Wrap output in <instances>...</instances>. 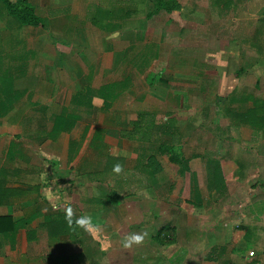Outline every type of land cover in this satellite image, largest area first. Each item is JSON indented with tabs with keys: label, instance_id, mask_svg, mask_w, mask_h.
<instances>
[{
	"label": "crops",
	"instance_id": "0c3cea01",
	"mask_svg": "<svg viewBox=\"0 0 264 264\" xmlns=\"http://www.w3.org/2000/svg\"><path fill=\"white\" fill-rule=\"evenodd\" d=\"M17 1L0 0V264H264V178L226 152L192 153L188 170L171 162L170 141L186 155L185 129L217 120V98L195 43L169 57L168 20L147 33L173 10L195 29L188 12L249 20L264 1L217 11L215 0H175L151 15L147 0L140 11L131 0H26L42 26L19 21Z\"/></svg>",
	"mask_w": 264,
	"mask_h": 264
},
{
	"label": "rangeland",
	"instance_id": "374dc122",
	"mask_svg": "<svg viewBox=\"0 0 264 264\" xmlns=\"http://www.w3.org/2000/svg\"><path fill=\"white\" fill-rule=\"evenodd\" d=\"M158 1L147 0L149 3L148 10H152L151 13L156 10ZM205 2L207 4V0ZM131 4L135 5L140 11L144 6V0H131ZM213 5L216 6L217 11L220 8H226L229 11L230 8L228 0H215ZM260 6L261 4L259 6L250 5L249 20H245L244 15L238 13H229L228 17L223 18V16H220L221 14L203 12V10L195 12V14L188 12L185 14L184 19L191 22L193 26L197 24L195 29H192L194 27L187 28V24L183 19H179L177 11L173 10L168 15L161 14V16L163 15L162 17L160 15L153 17L154 22L151 21V29H148L147 33H152L153 31L155 33L157 31L154 29L157 24L154 23H161L166 26L164 23L168 20L167 31L164 28L162 34L166 36V32H168L169 46L167 52L169 57L174 52H179L181 55L193 53L190 49H192V44L195 43V57H200V68L202 75L205 77V79L202 78L204 80L202 83L205 84L204 87L206 88H208L207 85L213 86L211 98L228 99L231 94H238L240 91H247V93L264 98V27H260L261 22L259 23L257 20L259 16L260 19L262 18L264 12L260 11L258 14ZM139 15V12H137V16ZM236 16L239 19L241 18L237 22L235 21ZM182 33L183 42L179 44L181 46L177 47L175 42L180 37L179 34ZM185 36H187L186 39H184ZM13 54H9L10 59L14 57ZM212 91L214 92L212 93ZM225 105H223V109ZM213 111L216 112L217 120H201L198 122L199 124L201 123L200 130L195 133L191 129H185L186 134L190 135L184 142L185 156L189 157L192 153H200L202 160H208L211 154L220 157L226 152V155L236 159L239 165H242V160H246L248 157V161L254 166L251 171L252 176L254 175L253 177L255 178L260 173V177L264 178V131H259L260 129L257 128V134H255L250 128L228 127L229 120L220 117L221 114L218 108L211 110L212 115L213 113L215 114ZM211 118L215 117L211 116ZM254 123L258 127L260 121L257 120ZM199 162L195 164L197 169H200ZM214 164L217 165V162H214ZM216 165H214V170L218 168ZM199 174L202 176L200 171ZM205 180L202 177V181ZM214 180H217V178L215 177ZM238 192L240 191H237L233 197L237 203L241 199ZM218 196V198L222 197V195ZM224 204V202L223 204H218L216 209L219 217L221 216L220 214L226 211ZM187 223L189 229L194 224L196 226L197 223L201 224L202 228L205 227V229L208 226L211 227V221L208 219L200 222L188 220Z\"/></svg>",
	"mask_w": 264,
	"mask_h": 264
},
{
	"label": "trees",
	"instance_id": "16d2710c",
	"mask_svg": "<svg viewBox=\"0 0 264 264\" xmlns=\"http://www.w3.org/2000/svg\"><path fill=\"white\" fill-rule=\"evenodd\" d=\"M156 6V10L151 15H158L162 10H166L170 13L173 9H175L176 1L159 0ZM11 12L21 23L25 25H44L43 20L34 13V9L29 6V4H27L26 0H18L16 4L11 7ZM224 104L226 105L223 109ZM216 107L221 114L220 117L229 120L228 127L250 128L255 134H257V128L260 129L259 131H264V98L257 97L251 93H247V91H243L238 94H231L228 99H216ZM257 120L260 121L258 127L254 123ZM175 124V120H169L168 127L169 135L171 137L178 132ZM169 144L170 146L168 149V153L171 162L182 166L185 170H188L190 158L186 157L181 152V150H177L175 142L170 141ZM214 174L217 178L216 184L218 186L223 185L222 171L220 172L219 167L217 168V170H215Z\"/></svg>",
	"mask_w": 264,
	"mask_h": 264
},
{
	"label": "clouds",
	"instance_id": "9594fccd",
	"mask_svg": "<svg viewBox=\"0 0 264 264\" xmlns=\"http://www.w3.org/2000/svg\"><path fill=\"white\" fill-rule=\"evenodd\" d=\"M114 170L119 171V165H116ZM135 239L138 241L140 239V237L137 236V237H135Z\"/></svg>",
	"mask_w": 264,
	"mask_h": 264
},
{
	"label": "built area",
	"instance_id": "2783aa9c",
	"mask_svg": "<svg viewBox=\"0 0 264 264\" xmlns=\"http://www.w3.org/2000/svg\"><path fill=\"white\" fill-rule=\"evenodd\" d=\"M250 256H254V252H250V254H249Z\"/></svg>",
	"mask_w": 264,
	"mask_h": 264
}]
</instances>
